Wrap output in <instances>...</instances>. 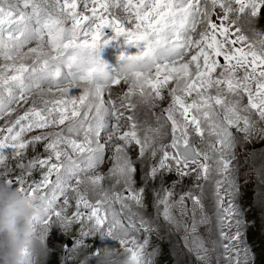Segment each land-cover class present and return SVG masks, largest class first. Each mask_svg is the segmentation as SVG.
I'll use <instances>...</instances> for the list:
<instances>
[{"label": "snow or ice", "instance_id": "snow-or-ice-1", "mask_svg": "<svg viewBox=\"0 0 264 264\" xmlns=\"http://www.w3.org/2000/svg\"><path fill=\"white\" fill-rule=\"evenodd\" d=\"M261 19L264 0H0V180L40 213L33 233L42 228L46 245L53 225L79 224L64 264L95 236L125 245L132 264H155L139 237L155 230L157 182L156 217L197 264H256L233 248L247 225L240 156L264 143ZM120 38L131 78L100 55ZM38 147L44 156L29 158Z\"/></svg>", "mask_w": 264, "mask_h": 264}, {"label": "rangeland", "instance_id": "rangeland-1", "mask_svg": "<svg viewBox=\"0 0 264 264\" xmlns=\"http://www.w3.org/2000/svg\"><path fill=\"white\" fill-rule=\"evenodd\" d=\"M260 27L264 26V19H261L259 22ZM107 30H105L106 33ZM258 39V38H257ZM126 90V87H125ZM80 92L70 93L71 95H78ZM166 106V105H165ZM264 143H256L255 145H250L249 150L254 148H260L263 146ZM40 150V151H39ZM36 154L41 155V157L44 156L43 148L38 147L36 150V153H33L31 150L28 152V157H32ZM32 155V156H31ZM244 155L242 154L240 156V168L239 170L245 171V172H251L249 170V165L247 164V161L244 158ZM9 167L15 166V161L10 160L8 162ZM109 167L108 164H105L103 167V171H107V168ZM16 175H19V170L16 171ZM172 177H167L164 181V187H167L173 180L176 179L175 175ZM29 184H31L33 181L28 180ZM41 179V178H40ZM39 179V180H40ZM139 180V177H137ZM38 180V181H39ZM186 180V179H185ZM35 181V180H34ZM193 184L192 180H189L188 182H185L183 185L180 184L179 187L175 189L177 195L181 191H186L184 186L187 188H190ZM156 187L157 190L160 189L161 184L160 182H157L155 185L149 184L148 185V195H147V203H148V209H147V215L151 216L153 219V227L154 231L147 233V234H141L139 239L142 241L144 238H148L149 245L146 249V252H152L153 249L156 250V254L153 255V260L155 261V264H177V259L179 258V264H197V261L195 258L189 254H187L183 250V241L181 239V235L177 234L175 231L170 230L168 226L164 223L162 218L156 217V209L153 207L152 204V188ZM254 190V188H253ZM242 191L246 193L248 191V185L242 186ZM253 194H256L255 191L252 192ZM260 193V191H259ZM73 207L69 208V213L75 211L74 207V201ZM241 203V202H240ZM239 203V204H240ZM256 205L264 209V198L263 194L260 193V195L256 199ZM118 207V206H117ZM241 207V205H240ZM258 207V208H259ZM260 209V208H259ZM261 211V209H260ZM259 211V212H260ZM261 216L263 217L264 214L261 213ZM43 232V229L40 230ZM203 231V229H201ZM227 231H230L232 233L235 232V223L233 221V227L231 229H227ZM255 232V227H251L246 225L245 228L241 230V240L235 241V247L245 248L248 246V240L250 237V233ZM79 236V224H73L71 228L65 233L64 231H61L60 228L56 225H53L50 235L47 238V247L50 249L49 254L46 258V261L44 264H54L53 260H56V264H64V261L66 259L64 253L62 252V248L64 246H67L68 248H71L73 246L74 240ZM130 239V238H129ZM87 243L89 247L84 250L81 249L79 251V255L76 257L74 264H81V260L83 259V255L86 254L89 256V254L94 253L96 250H101L102 254L99 256V258H94L92 261H90V264H132V261L130 259L129 253L127 252L125 245L120 244L117 240L113 239L112 237H89L87 238ZM129 248L132 247V244L129 243L127 245ZM250 251H253V249H249ZM237 251V250H236ZM235 252V251H234ZM256 258H264L263 253L260 252V255H255ZM143 259V258H141ZM241 260V258H239ZM159 260V261H158ZM243 262V261H242ZM256 264H264L263 260H257Z\"/></svg>", "mask_w": 264, "mask_h": 264}, {"label": "clouds", "instance_id": "clouds-1", "mask_svg": "<svg viewBox=\"0 0 264 264\" xmlns=\"http://www.w3.org/2000/svg\"><path fill=\"white\" fill-rule=\"evenodd\" d=\"M119 70L131 78L135 62L125 61ZM37 215L24 196L0 180V264H31L33 258L44 264L49 250L40 238L43 232L33 233L32 217ZM81 264H88V255H83Z\"/></svg>", "mask_w": 264, "mask_h": 264}, {"label": "bare ground", "instance_id": "bare-ground-1", "mask_svg": "<svg viewBox=\"0 0 264 264\" xmlns=\"http://www.w3.org/2000/svg\"><path fill=\"white\" fill-rule=\"evenodd\" d=\"M75 92H80V90H79V89H75V88L70 90V93H71V94H72V93H75Z\"/></svg>", "mask_w": 264, "mask_h": 264}, {"label": "trees", "instance_id": "trees-1", "mask_svg": "<svg viewBox=\"0 0 264 264\" xmlns=\"http://www.w3.org/2000/svg\"><path fill=\"white\" fill-rule=\"evenodd\" d=\"M40 151V150H39ZM34 155V154H33ZM32 156V155H31Z\"/></svg>", "mask_w": 264, "mask_h": 264}]
</instances>
